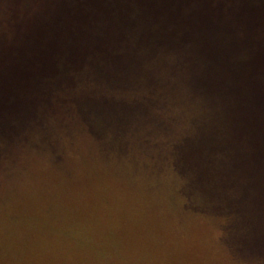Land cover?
I'll list each match as a JSON object with an SVG mask.
<instances>
[{
  "label": "trees",
  "instance_id": "obj_1",
  "mask_svg": "<svg viewBox=\"0 0 264 264\" xmlns=\"http://www.w3.org/2000/svg\"><path fill=\"white\" fill-rule=\"evenodd\" d=\"M39 1L46 10L38 18L26 12L8 20L22 0L2 5L8 23L0 29L9 35L0 31V145L44 135L59 108L82 120L71 133L85 129L100 143L115 136L124 152L128 124L145 121L154 131L164 124L174 135L165 148L183 174L185 206L192 192H206L210 214L228 220V240L257 263L264 255V0ZM181 85L190 100H180ZM189 106L210 122L175 140L176 113Z\"/></svg>",
  "mask_w": 264,
  "mask_h": 264
},
{
  "label": "rangeland",
  "instance_id": "obj_2",
  "mask_svg": "<svg viewBox=\"0 0 264 264\" xmlns=\"http://www.w3.org/2000/svg\"><path fill=\"white\" fill-rule=\"evenodd\" d=\"M3 2L0 23L7 26ZM45 3L12 4L8 20L26 12L38 18ZM0 31L9 35L4 26ZM180 88V100L189 98L186 86ZM198 109L177 111L182 125L175 140L198 133L205 119L209 124L208 114ZM66 115L59 108L48 116L44 135L38 131L0 145V264H264V255L251 261L236 238L228 240V220L210 214L213 201L206 192H192L185 206L179 194L183 174L170 166L165 148L174 135H167L164 124L156 131L145 121L128 124L133 132L122 142L129 150L124 152L115 136L100 143L85 129L71 133L73 119ZM148 134L155 145L151 150ZM260 237L258 247L264 250Z\"/></svg>",
  "mask_w": 264,
  "mask_h": 264
}]
</instances>
